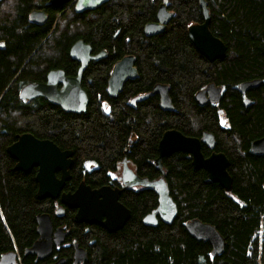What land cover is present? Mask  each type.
Returning <instances> with one entry per match:
<instances>
[{
	"label": "trees",
	"instance_id": "trees-1",
	"mask_svg": "<svg viewBox=\"0 0 264 264\" xmlns=\"http://www.w3.org/2000/svg\"><path fill=\"white\" fill-rule=\"evenodd\" d=\"M206 1L211 32L227 46V56L215 62L202 56L188 36L191 25L203 22L200 0H109L95 11L73 13L51 38V23L37 26L29 20L31 9L42 7L41 0L1 1L0 260L16 252V264H51L61 258L74 264L77 243L88 253L82 264H264V155L251 149L253 141L264 137V100L262 88L240 92L244 82H264V0ZM162 3L174 17L163 33L148 37L144 26L155 21ZM49 9L52 17L61 12L59 7ZM78 40L107 52L84 73L87 111L66 113L44 97L22 100V87L49 69L74 71L77 64L68 53ZM128 55L135 57L139 75L114 99L108 80L116 63ZM211 83L222 88V102L201 106L196 95ZM158 84L169 86L173 111L161 108L157 94L133 102ZM247 98L253 100L249 107ZM168 130L193 137L213 133L217 150L230 160L233 189L228 194L220 184L209 183L203 169H193L187 154L164 158L179 213L172 225L160 221L156 228L143 224L159 205L158 195L145 189L121 196L131 218L116 233L78 223L76 210L68 206L58 217L60 199L37 197L38 169L15 170L17 161L8 153L18 136L27 133L72 150L71 179L63 190L72 192L83 181L93 187L113 186L112 174L124 158L141 177L159 178L155 160ZM44 213L51 215L55 229L64 227L70 234L63 247L39 260L26 251L39 240L37 216ZM194 219L213 225L225 238L221 255L214 256L209 242L189 234L186 224Z\"/></svg>",
	"mask_w": 264,
	"mask_h": 264
},
{
	"label": "water",
	"instance_id": "water-1",
	"mask_svg": "<svg viewBox=\"0 0 264 264\" xmlns=\"http://www.w3.org/2000/svg\"><path fill=\"white\" fill-rule=\"evenodd\" d=\"M2 0H0L1 2ZM71 0H49L50 5L61 6ZM106 0H77L76 10L80 13L89 10H96ZM203 14V22L193 24L188 28V36L196 50L208 61L224 59L227 56V46L210 29L211 14L206 0H200ZM174 13L169 12L165 3L161 4L157 12V22L145 26L146 36H156L166 30L167 25L173 19ZM31 20L37 25H43L46 20L45 11H34ZM4 49V48H3ZM90 45L82 41L77 42L71 49L70 56L80 63L78 75L74 78H66L62 71H52L48 74L47 82L31 83L23 87L21 95L26 100L37 97H45L49 102L61 107L66 112L80 114L86 112L88 106V95L81 86L84 72L91 61L104 57L106 52L98 55L91 54ZM136 59L133 55L125 56L113 67L108 82V93L112 98H118L128 80H134L139 72L135 66ZM62 84L61 87L59 85ZM262 84V80L248 81L240 85V91L244 94L247 90L256 89ZM157 94L160 96L162 108L173 111V101L169 93V86L158 84L153 91L142 95L133 102ZM221 88L215 83L209 84L205 89L196 95L199 105L218 103L221 98ZM251 101L246 99V106ZM204 142L210 147L216 144L215 136L205 132ZM252 152L256 155H264V137L253 141ZM176 152L188 153L192 157V164L195 169L206 171L209 183H218L230 194L233 189V179L229 173L230 160L224 153H212L205 157L202 153V140L187 137L178 130H168L159 143V158L156 160L162 177L156 181L138 176L132 170L126 160L124 163V175L127 178L126 186L141 185L147 189L154 190L159 197V205L153 214L147 215L143 223L146 226L156 228L159 220L158 215L164 224L172 225L178 216L179 210L176 202L171 196L170 188L165 180L163 159ZM8 153L17 161L15 170L30 172L37 168L36 181L39 185L37 197L39 200L51 198L60 199L61 206L57 209V215L61 217L66 206L77 210L76 217L79 222L97 223L107 228L109 232L121 230L131 218V211L119 202L121 190L112 191L109 187L92 189L85 182L74 192H64L66 183L71 179L73 167V151L62 150L58 145L49 139L41 140L33 134L27 133L19 136L17 140L8 147ZM60 173V176L58 174ZM39 240L33 247L27 250V254H34L39 260H45L52 256L55 247H63L69 231L65 229L54 230L52 217L48 213L37 216ZM191 236L198 241L209 242L212 246L214 256L221 255L226 247L225 238L211 224L200 219H194L186 224ZM74 264H81L87 260V251L77 243L74 245ZM18 254L9 253L2 256L0 264H15ZM66 260L61 258L51 264H65Z\"/></svg>",
	"mask_w": 264,
	"mask_h": 264
},
{
	"label": "flooded vegetation",
	"instance_id": "flooded-vegetation-1",
	"mask_svg": "<svg viewBox=\"0 0 264 264\" xmlns=\"http://www.w3.org/2000/svg\"><path fill=\"white\" fill-rule=\"evenodd\" d=\"M43 3H41L42 4V7L41 8H36V9H31V11H30V13H29V20L31 21V23H33L32 22V20H31V14L34 12V11H45V13H46V20H45V23L43 24V25H37V24H35V23H33V24H35V25H37V26H45V25H47V24H50L51 23V26H49V31H48V33H47V35H48V37L47 38H51V37H53V36H57V34H56V32H59V30L63 27V25L65 24V23H67V21H68V18L69 17H71L72 16V14L74 13V14H80V12H78L77 10H76V3H77V0H71V1H69L68 3H65V4H63V5H61V6H56V5H50L49 4V0H41ZM109 0H106V2L105 3H107ZM1 3V2H0ZM105 3H103L102 5H104ZM163 4V3H162ZM102 5L100 6V7H102ZM160 5L161 4H159V6H158V8L156 9V13H155V21H153V22H150V23H155V22H157V12H158V9H159V7H160ZM49 7H59V8H61V12L60 13H58L57 15H55V16H53L52 17V15H51V9H49V11H48V8ZM100 7H98V8H100ZM97 8V9H98ZM168 8V7H167ZM96 9V10H97ZM169 10V9H168ZM93 11H95V10H93ZM85 12H92V10H89V11H85ZM169 12H171V13H173L172 11H170L169 10ZM84 13V12H83ZM144 29H145V26H144ZM144 34H145V31H144ZM146 35V34H145ZM78 41H83V40H78ZM77 41V42H78ZM74 42V41H73ZM77 42H74L73 44H72V46L69 48V53H68V56H69V58L72 60V61H74V62H76V66H75V69H74V71L71 73V72H68V71H66L65 69H62V68H52V69H49L48 71H47V74H46V76H44V77H42L41 79H39V80H34V81H30V82H28V84H31V83H41V84H44V83H46L47 82V78H48V74L50 73V72H52V71H62L63 73H64V76L66 77V78H74V77H76L77 75H78V72H79V68H80V63L78 62V61H76V60H74V59H72V57L70 56V52H71V49H72V47L77 43ZM84 42V41H83ZM85 43V42H84ZM85 44H87V43H85ZM87 45H89V44H87ZM91 46V45H90ZM91 49H92V52H91V54L92 55H98V54H100V53H102V52H106V51H100V52H96L94 49H93V47L91 46ZM107 56V52H106V54L104 55V57H106ZM103 57V58H104ZM102 59V58H101ZM101 59H99V60H101ZM95 61H98V60H95ZM91 62H93V61H91ZM90 62V63H91ZM90 63H89V65H90ZM88 65V66H89ZM88 68V67H87ZM87 70V69H86ZM85 73V72H84ZM259 80H261V79H256V81H259ZM252 81H255V80H252ZM108 82H109V80H108ZM248 82V81H247ZM83 84H84V74H83V77H82V81H81V86H82V88L86 91V89L84 88V86H83ZM262 84H264V82H263V80H262ZM262 84L259 86V87H257L256 89H250V90H257V89H260V88H262V92H261V94H260V100H264V88L262 87ZM62 86V84H60L59 85V87H61ZM24 87V86H23ZM23 87H22V89H23ZM218 87H220V86H218ZM221 88V87H220ZM22 89L20 90V93H21V91H22ZM107 90H108V87H107ZM248 91L249 90H247L246 91V93H244V94H248ZM222 88H221V98H220V100H219V102L218 103H209V104H213V105H218V104H221V102H222V99H223V94H222ZM241 92V91H240ZM86 93H87V91H86ZM242 93V92H241ZM87 95H88V93H87ZM110 96V95H109ZM111 97V96H110ZM160 97V96H159ZM20 98H21V96H20ZM38 98V97H37ZM45 98V97H44ZM22 99V98H21ZM34 99H36V98H34ZM34 99H32V100H34ZM46 99V98H45ZM114 99H116V98H114ZM247 99H249V98H247ZM255 99H258V97L257 98H255ZM23 100V99H22ZM47 100V99H46ZM250 101H251V104H250V106L253 104V100L252 99H249ZM24 101H31V100H24ZM89 102H90V98H89V95H88V105H89ZM53 104V103H52ZM160 104H161V102H160ZM245 104H246V99H245ZM53 105H55V104H53ZM56 106V105H55ZM201 106H203V105H201ZM205 106H207V105H205ZM57 107H59V106H57ZM249 107V106H248ZM60 108V107H59ZM87 108H88V106H87ZM162 108V107H161ZM61 110H62V108H60ZM163 109V108H162ZM62 111H64V110H62ZM87 111V110H86ZM65 112V111H64ZM67 113V112H66ZM84 112H82V113H78L77 115H81V114H83ZM75 114V113H74ZM222 117H224L223 115H222ZM225 118V117H224ZM179 131V130H178ZM181 132V131H180ZM184 134V133H183ZM213 134V133H212ZM185 135V134H184ZM214 135V134H213ZM185 136H187V135H185ZM203 136H204V134L200 137H193V136H187V137H193V138H198V139H200V140H202V153L204 154V156L205 157H209L212 153H214V152H216V153H224V152H222V151H219V150H217V139H216V137H215V139H216V144H215V146L214 147H210L209 145H207L205 142H204V140H203ZM162 139V138H161ZM161 141V140H160ZM160 143V142H159ZM176 153H178V152H176ZM180 153H184V152H180ZM158 154H159V144H158ZM175 154V153H174ZM184 154H187L189 157H190V159H191V165H192V167H193V164H192V157H191V155L190 154H188V153H184ZM225 154V153H224ZM173 155V154H172ZM167 157H169V156H167ZM228 157V156H227ZM159 158V155H158V157H157V159ZM166 158V157H165ZM156 159V160H157ZM126 160V162L128 161V159L127 158H124L123 159V161H122V164H121V166L119 167V170H118V172L117 173H114V174H112V176H113V180L115 181L114 182V184H113V186H108V185H104V186H101V187H93V186H91V185H89V184H87L85 181H83V182H85L87 185H89L92 189H99V188H102V187H109L112 191H117V190H121V192H120V194H119V202L121 203V201H120V198H121V196L124 194V193H126V192H129V191H134L135 193H139L140 192V190H143V189H145V190H152V189H147V188H145L144 186H141V185H136V186H126V181H127V178H126V176L124 175V161ZM156 160H155V164H156V166H157V163H156ZM164 160V159H163ZM127 164H128V166L129 167H132L133 169L132 170H134L135 171V173L138 175V176H140L139 174H138V172L136 171V169L134 168V165L130 162V161H128L127 162ZM93 165V164H92ZM92 167H94V166H92ZM157 169L159 170V168H158V166H157ZM193 169L195 170V168L193 167ZM204 170V169H203ZM205 171V170H204ZM159 172H160V177L159 178H157V179H153V180H151V179H149V178H147V179H149L150 181H156V180H159L161 177H162V174H161V171L159 170ZM206 172V171H205ZM59 176H60V174H59ZM141 177V176H140ZM142 178H146V177H142ZM165 180L167 181V183H168V180H167V172L165 173ZM207 180H208V177H207ZM82 183V182H81ZM80 183V184H81ZM80 184L77 186V188L80 186ZM168 186H169V183H168ZM65 188V187H64ZM77 188H75V190L74 191H76V189ZM119 188V189H118ZM169 188H170V186H169ZM64 190V189H63ZM74 191H72V192H74ZM152 191H154V190H152ZM155 192V191H154ZM156 193V192H155ZM171 193V192H170ZM157 194V193H156ZM122 205H124L123 203H121ZM155 211V210H154ZM153 211V212H154ZM65 212H66V210H65ZM153 212L151 213V214H153ZM75 213H77V210L75 211ZM150 214V215H151ZM146 217V216H145ZM144 217V218H145ZM156 217L158 218V220H159V224H160V221H162V219L158 216V215H156ZM144 220V219H143ZM144 224V223H143ZM158 224V225H159ZM158 227V226H157ZM123 229V228H122ZM119 231V230H118ZM118 231H116V232H118ZM115 232V233H116ZM69 234H70V232H69ZM69 236V235H68ZM67 236V237H68ZM87 259H88V257H87ZM87 261V260H86Z\"/></svg>",
	"mask_w": 264,
	"mask_h": 264
},
{
	"label": "bare ground",
	"instance_id": "bare-ground-1",
	"mask_svg": "<svg viewBox=\"0 0 264 264\" xmlns=\"http://www.w3.org/2000/svg\"><path fill=\"white\" fill-rule=\"evenodd\" d=\"M79 42V41H78ZM83 42V41H82ZM84 43V42H83ZM85 44V43H84ZM22 92V91H21ZM20 96H21V98L23 99V100H26V99H24L23 97H22V95H21V93H20ZM57 106V105H56ZM161 107H162V105H161ZM61 108V107H60ZM63 110V109H62ZM164 110V109H163ZM65 111V110H64ZM66 112V111H65ZM67 113H71V112H67ZM74 114V113H73ZM21 136V135H20ZM19 137V136H18ZM16 168V167H15ZM119 189V188H118ZM63 216V215H62ZM61 216V217H62ZM59 217V216H58ZM76 217V216H75ZM76 221L78 222V223H87V222H79L78 220H77V217H76ZM87 224H97V223H87ZM97 225H100V224H97ZM100 226H102V225H100ZM103 228H105L106 230H107V228L106 227H104V226H102ZM65 229L64 227H58V228H56L55 229V227H54V230H57V229ZM66 230V229H65ZM107 232H109L108 230H107ZM109 233H115V232H109ZM33 247V246H32ZM31 247V248H32ZM30 248V249H31ZM29 250V249H28ZM27 252V251H26ZM16 253V252H15ZM17 254V253H16ZM26 255H34V254H27L26 253Z\"/></svg>",
	"mask_w": 264,
	"mask_h": 264
},
{
	"label": "rangeland",
	"instance_id": "rangeland-1",
	"mask_svg": "<svg viewBox=\"0 0 264 264\" xmlns=\"http://www.w3.org/2000/svg\"><path fill=\"white\" fill-rule=\"evenodd\" d=\"M148 24H149V23H148ZM146 25H147V24H146ZM146 25H145V26H146ZM223 116L225 117L224 114H223ZM224 117L221 116V121H222V123H223L224 125L227 126V125H228V121H227L226 118H224ZM52 220H53V219H52ZM59 248H61V247H59ZM59 248L57 247V249H59ZM17 260H18V259H17Z\"/></svg>",
	"mask_w": 264,
	"mask_h": 264
}]
</instances>
